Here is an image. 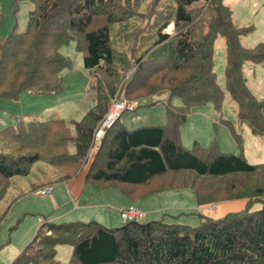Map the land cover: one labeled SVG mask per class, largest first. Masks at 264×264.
I'll return each mask as SVG.
<instances>
[{
	"label": "trees",
	"instance_id": "16d2710c",
	"mask_svg": "<svg viewBox=\"0 0 264 264\" xmlns=\"http://www.w3.org/2000/svg\"><path fill=\"white\" fill-rule=\"evenodd\" d=\"M19 1L31 7L21 31L13 26L0 37V99L60 92L59 72L71 63L58 49L73 40L90 74L94 105L72 121L73 134L63 118L52 116L0 127V200L13 177L28 176L41 162L53 169L54 182L71 179L85 165L84 183L97 188L191 174L210 182L203 193L193 189L198 205L242 206L215 218L202 215L197 225L161 219L107 227L93 220L45 222L11 264H54L57 242L71 247L67 264H264V162L247 161L244 138L226 119L220 122L230 128L236 152L222 149L216 135L186 146L180 131L193 107L221 106L214 42L222 37L225 87L237 119L253 136L264 135V99L249 89L244 72L246 61H264V42H240L253 27L236 24L225 0H12L13 12ZM139 91L154 95L147 105L164 104L166 121L126 128L117 118L92 150L110 99L130 101ZM42 247L49 248L28 254Z\"/></svg>",
	"mask_w": 264,
	"mask_h": 264
},
{
	"label": "rangeland",
	"instance_id": "374dc122",
	"mask_svg": "<svg viewBox=\"0 0 264 264\" xmlns=\"http://www.w3.org/2000/svg\"><path fill=\"white\" fill-rule=\"evenodd\" d=\"M225 2L232 9L236 24L253 27L249 34L241 36L240 42L247 47H255L258 43L264 42V0H225ZM30 7L31 5L27 1H19L16 11L13 12L12 0H0V37L5 36L13 26L16 31H21L25 25L26 12ZM58 51L71 63L70 68H63L59 72L62 90L58 93L45 95L23 92L17 99H0V127L7 124L14 125L18 119L26 122L31 119L42 120L46 116H52L63 118L69 133L73 134L72 121L79 119L86 108L94 105L93 91L90 86L91 78L89 72L82 66V53L74 50L73 40L60 46ZM214 60L215 72L223 89L221 106L217 109L213 104L208 103L193 107L190 120H196L202 126L199 127L197 133L191 130L189 140L186 139V135L181 139L185 143L189 142L190 147L195 138L206 144L216 135L221 148L230 151L231 149L223 147H235L236 144L230 128L220 122L221 119H226L234 130L244 138L243 151L247 161L249 163L264 162V135L247 136L250 130L246 123L238 121L235 112L236 104L231 100L225 87V45L222 37H217L214 42ZM244 72L249 89L257 98L264 99V61H246ZM137 93L136 98L130 100L135 101V105L122 110L118 120L126 128L142 124H163L167 118L164 104L160 100H156L147 105L146 102L153 100L154 95L142 94V91ZM171 100L172 103H180L179 97H174ZM133 103H129V106ZM187 127L184 128L185 134L189 131ZM207 136L209 137L207 138ZM246 141H249L248 145ZM92 146L93 150L95 148L94 140ZM70 147L72 148V142ZM85 169L86 167L83 165L78 176L72 178L83 177L84 182ZM54 175L50 166L38 162L32 167L28 176L12 178L10 186L0 200V211L7 209L6 214L0 220V264H11L34 237L37 229L41 226V230H44L45 222L61 223V221H65L67 223L69 220L81 222L93 220L106 227L119 225L122 220L118 208L128 204L127 197L124 205L118 203L123 192L128 193L131 200L143 211L145 217L143 220L141 218L142 221L161 219L166 222L178 221L197 225L200 223L202 215H216V213L210 212L211 206L214 208V205L198 206L193 191L196 189L203 193L202 186L210 182L202 181V179L197 180L191 174H177L176 176L164 174L154 177L147 185L142 186L104 183L101 185L102 187H98L100 190L87 182L82 184L83 187L77 198L70 193L68 185L63 183L64 180L57 183L52 181ZM47 184L53 185L47 195L38 196L35 193V188L30 190L31 185H38L37 189ZM22 192L23 194L19 196ZM16 195V199L11 202ZM111 200L113 203L108 204ZM259 207L260 204L257 203L251 208ZM48 248L42 247L39 250L31 248L28 254L37 253L39 255ZM52 248L55 250L56 262L54 264H67L71 252L70 245L57 242ZM20 264L25 263L20 262Z\"/></svg>",
	"mask_w": 264,
	"mask_h": 264
},
{
	"label": "crops",
	"instance_id": "0c3cea01",
	"mask_svg": "<svg viewBox=\"0 0 264 264\" xmlns=\"http://www.w3.org/2000/svg\"><path fill=\"white\" fill-rule=\"evenodd\" d=\"M193 114V113H192ZM191 114V115H192ZM191 115L188 117V119H187V121L184 123V124H182L181 125V127H180V131H181V137H182V139L185 137V135H186V139L187 140H189V137H190V133H191V130L193 131V132H195V133H197L198 131H199V127H201L202 125H200L199 123H198V121H196V120H190V117H191ZM188 126V127H187ZM185 127H187V129H189V131H188V133H186L185 134V131H184V128ZM191 128V129H190ZM249 129V128H248ZM250 130V129H249ZM247 136H253L252 134H251V132L250 131H248V133H247ZM193 137H196L195 135H193ZM209 136H207V138H208ZM198 138V137H197ZM196 139V138H195ZM199 140V139H198ZM210 140V139H209ZM182 142H183V140H182ZM201 142H202V140H201ZM249 142V141H248ZM248 142L246 141V144L248 145ZM184 143V145H186V146H189V142L187 143H185V142H183ZM223 148H225V149H231L232 151H236V149H237V147H236V145H235V147L234 146H224ZM230 150V151H231ZM78 176V175H77ZM76 177V176H75ZM80 178V179H79ZM79 178H77V179H75V178H71V179H69V180H67V181H65V182H63V183H65V184H67L68 185V187H69V190H70V193L75 197V198H77V196H78V194H79V191H80V189L83 187V185H84V182H83V177H79ZM57 183V182H56ZM86 183V182H85ZM83 184V185H82ZM95 187V186H94ZM97 188V187H96ZM98 190H100L99 188H97ZM126 197L128 198V201H127V203L129 204V203H131V202H133L132 200H131V198L129 197V196H127L126 194H124V193H122L121 195H120V199H118L119 201H118V203H120L119 205H124L126 202ZM96 198H98V195H96ZM106 201V200H105ZM108 201V200H107ZM113 203V200H111L108 204H112ZM203 206V205H202ZM241 206H242V203H241V201H230V202H223V203H220L219 205L218 204H216V205H214V208L212 207L211 209V211L210 212H214V213H216V215L215 216H212V215H207V214H205V213H208V212H205L204 214V216H206L207 215V217H213V218H215V217H218V216H221V215H223V214H226V213H228V212H230V211H237L239 208H241ZM123 207V206H122ZM120 208V207H119ZM118 208V209H119ZM209 211V210H208ZM202 214V213H201ZM69 221H73V220H69ZM61 222H65V221H61ZM21 252V251H20Z\"/></svg>",
	"mask_w": 264,
	"mask_h": 264
},
{
	"label": "built area",
	"instance_id": "2783aa9c",
	"mask_svg": "<svg viewBox=\"0 0 264 264\" xmlns=\"http://www.w3.org/2000/svg\"><path fill=\"white\" fill-rule=\"evenodd\" d=\"M134 104V103H133ZM133 104H130L125 99L121 98H111L108 105L107 110L105 114L103 115V118L98 123L95 134H94V147L96 148L99 144L100 139L103 136L104 131L109 127L110 124H112L115 119L118 118L120 112L125 107H131ZM51 190V185H45L43 187H40L36 193L39 196L45 195L49 193ZM119 216L122 220H133V221H139L143 217V212L141 209L133 204L127 205L126 207L119 208Z\"/></svg>",
	"mask_w": 264,
	"mask_h": 264
}]
</instances>
